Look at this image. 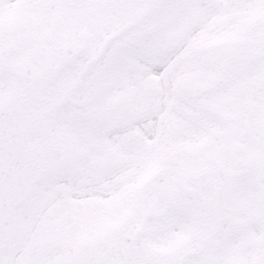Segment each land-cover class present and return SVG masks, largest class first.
Here are the masks:
<instances>
[{"label": "snow or ice", "instance_id": "6c2138e0", "mask_svg": "<svg viewBox=\"0 0 264 264\" xmlns=\"http://www.w3.org/2000/svg\"><path fill=\"white\" fill-rule=\"evenodd\" d=\"M0 264H264V0H0Z\"/></svg>", "mask_w": 264, "mask_h": 264}, {"label": "water", "instance_id": "95a60500", "mask_svg": "<svg viewBox=\"0 0 264 264\" xmlns=\"http://www.w3.org/2000/svg\"><path fill=\"white\" fill-rule=\"evenodd\" d=\"M5 122V128L7 130V135H8V141L11 142V140L14 142V144L16 145L15 148H14V155H15V167H22V165H20L21 163V159H19V156L17 155H21L20 151L23 153L25 150V136L24 137H18L14 131H15V128H14V125L11 123V122H7L6 120L4 121ZM17 144H16V143ZM9 145V144H8ZM19 148H20V151H19Z\"/></svg>", "mask_w": 264, "mask_h": 264}, {"label": "flooded vegetation", "instance_id": "af4514ba", "mask_svg": "<svg viewBox=\"0 0 264 264\" xmlns=\"http://www.w3.org/2000/svg\"><path fill=\"white\" fill-rule=\"evenodd\" d=\"M7 113H9V114H11V113H17L20 116V119H21V127H22L23 110L20 107L14 105L13 108L9 112H7ZM22 129H23V127H22Z\"/></svg>", "mask_w": 264, "mask_h": 264}, {"label": "rangeland", "instance_id": "374dc122", "mask_svg": "<svg viewBox=\"0 0 264 264\" xmlns=\"http://www.w3.org/2000/svg\"><path fill=\"white\" fill-rule=\"evenodd\" d=\"M10 23H16V18H13L11 21H10Z\"/></svg>", "mask_w": 264, "mask_h": 264}]
</instances>
